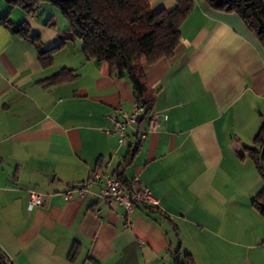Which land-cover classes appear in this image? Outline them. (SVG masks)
Here are the masks:
<instances>
[{"label": "crops", "instance_id": "crops-1", "mask_svg": "<svg viewBox=\"0 0 264 264\" xmlns=\"http://www.w3.org/2000/svg\"><path fill=\"white\" fill-rule=\"evenodd\" d=\"M59 14L48 2L29 15L0 0V19L26 23L44 48L60 43L43 66L35 46L0 22V253L10 264H173L176 250L194 264H264V219L252 205L264 181L248 152L264 122L256 33L195 0L174 55L144 72L151 113L119 144L105 130L111 114L132 111L130 83L86 59L82 42L57 27ZM64 68L75 77L47 84ZM94 172L138 177L159 207L126 214L101 203L96 182L84 187ZM30 190L47 197L43 205L27 206Z\"/></svg>", "mask_w": 264, "mask_h": 264}, {"label": "trees", "instance_id": "trees-1", "mask_svg": "<svg viewBox=\"0 0 264 264\" xmlns=\"http://www.w3.org/2000/svg\"><path fill=\"white\" fill-rule=\"evenodd\" d=\"M174 1V7L169 10H153L149 0H4L29 15H35L43 2L58 8L67 22L69 37L66 39L80 40L86 59L106 62L113 75L129 81L134 101L143 107L137 123L151 113L155 97L147 86L144 72L157 59L171 58L174 55L180 43V24L195 3V0ZM201 1L212 9L237 14L264 44V0ZM0 22L3 27L28 39L35 46L41 65L47 66L52 62L60 43L44 48L40 35L31 33L26 23H14L8 16L2 17ZM67 75L75 77L72 70L64 68L51 75L47 84L63 81L68 78ZM253 143L254 146L248 148L249 158L264 181V149L261 154L264 147V122L256 132ZM139 145L140 141L137 140L135 146L128 147L120 168L131 162ZM114 177L127 182L118 175ZM252 197L253 207L264 219V185ZM172 260L173 264H194L189 253L182 254L178 250L173 252ZM0 264H10L2 253Z\"/></svg>", "mask_w": 264, "mask_h": 264}, {"label": "built area", "instance_id": "built-area-1", "mask_svg": "<svg viewBox=\"0 0 264 264\" xmlns=\"http://www.w3.org/2000/svg\"><path fill=\"white\" fill-rule=\"evenodd\" d=\"M143 107L137 102H134L132 111L129 114H122L120 119L111 114L110 118L113 122L111 129H106V134H116L119 144H126L127 142V128L137 123V117L142 113ZM154 127V126H153ZM152 127V128H153ZM144 136V132H140ZM98 184V199L101 203L111 207L115 204L120 205L129 214L139 204H147L159 207L157 199L152 195L149 188L142 184L138 177H134L130 181L122 182L112 174H103L94 172L90 179L84 184L85 189H89L93 183ZM69 197V195H67ZM47 197L30 190L28 205L30 207L43 205Z\"/></svg>", "mask_w": 264, "mask_h": 264}, {"label": "rangeland", "instance_id": "rangeland-1", "mask_svg": "<svg viewBox=\"0 0 264 264\" xmlns=\"http://www.w3.org/2000/svg\"><path fill=\"white\" fill-rule=\"evenodd\" d=\"M67 22L62 17L61 14L58 15V23L56 24L59 29H64L63 27H66ZM64 25V26H63Z\"/></svg>", "mask_w": 264, "mask_h": 264}, {"label": "water", "instance_id": "water-1", "mask_svg": "<svg viewBox=\"0 0 264 264\" xmlns=\"http://www.w3.org/2000/svg\"><path fill=\"white\" fill-rule=\"evenodd\" d=\"M263 149H264V147H263L262 150H261V154H262V152H263Z\"/></svg>", "mask_w": 264, "mask_h": 264}]
</instances>
